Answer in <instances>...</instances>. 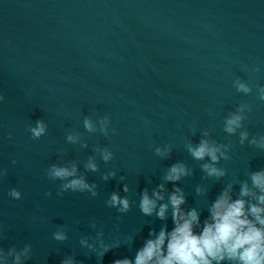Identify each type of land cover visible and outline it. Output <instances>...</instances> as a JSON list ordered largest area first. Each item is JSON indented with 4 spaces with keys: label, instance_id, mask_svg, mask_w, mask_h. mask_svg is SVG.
<instances>
[{
    "label": "water",
    "instance_id": "95a60500",
    "mask_svg": "<svg viewBox=\"0 0 264 264\" xmlns=\"http://www.w3.org/2000/svg\"><path fill=\"white\" fill-rule=\"evenodd\" d=\"M237 78L252 87L251 95L237 93ZM259 87H264V0H0V169L7 170L0 177V247L31 244L26 264H60L65 256L97 264L79 244L95 236L89 226L94 218L106 240L117 224L122 234L135 236L131 247L108 252L101 264L132 257L160 222L143 217L135 203L118 221L105 201L112 192L124 196L127 183L129 198L138 203L140 192L158 185L164 170L178 161L194 170L179 186L186 206L198 207L203 220L225 183L264 169V152L247 143L241 147L238 135L223 131L225 117L249 104L245 130L250 138L264 134ZM105 116L108 137L84 129L85 117ZM40 119L47 135L33 140L28 128ZM205 129L218 143L233 145L232 159L219 165L228 171L220 181L202 180L200 164L184 147L189 140L197 143ZM71 133L88 147L68 144ZM164 145L172 147L168 159L154 153ZM97 146L111 150L109 164L94 152ZM90 155H97L100 172L87 173V180L98 185L99 195H58L60 182L49 180L47 169L75 161L83 172ZM108 171L117 177L105 182L101 175ZM120 176L126 180L120 182ZM197 184L209 187L206 199L195 197ZM13 188L22 199L10 198ZM61 228L67 230L65 243L53 240Z\"/></svg>",
    "mask_w": 264,
    "mask_h": 264
},
{
    "label": "clouds",
    "instance_id": "9594fccd",
    "mask_svg": "<svg viewBox=\"0 0 264 264\" xmlns=\"http://www.w3.org/2000/svg\"><path fill=\"white\" fill-rule=\"evenodd\" d=\"M259 72V68L253 69ZM233 87L237 93L252 94V87L237 78L233 81ZM257 99L264 102V87L257 88ZM4 96L0 94V102ZM252 111V105L241 104L230 112L223 121V131L228 136H237L241 147H253L264 152V134L251 136L245 130L247 113ZM209 115H212L210 112ZM110 120L107 116L94 121L91 117L83 120L84 129L90 133H101L109 136ZM28 131L33 140H39L47 135V124L40 119L35 126H30ZM197 129L193 128L195 134ZM115 134V130H112ZM11 139V137H9ZM66 142L71 145H80L87 148V143L82 142L78 133L66 136ZM192 160L200 164L202 180L220 181L228 175L225 167L219 166L221 161L232 159L231 143H218L211 129L200 132L197 143L191 140L184 145ZM94 152L104 164L113 160V153L107 147L97 146ZM154 153L161 159H168L172 154L171 145L156 147ZM63 161V156H61ZM16 164V161H12ZM97 155H90L84 163V171L81 172L75 161H67L62 164H53L47 169V177L51 181H59L58 195L66 192L89 194L91 198L99 195L96 183H89L87 173H99ZM194 170L185 162L178 161L167 167L161 182L155 187L144 188L139 194L138 203L129 198L131 192L127 183L123 184L121 196L119 192H112L105 201L106 207L115 209L119 214L118 221L127 215L135 203L140 214L145 218H155L160 222L159 228H151L141 247L136 249L134 256L116 259L113 264H264V169L250 171L245 180H233L225 183L215 199L207 204V216L202 220L198 207H187V194L180 187V183L193 176ZM7 176L6 169H0V177ZM117 177L116 171H108L101 175V179L107 182ZM126 180L120 176L119 181ZM172 188L169 190L168 185ZM238 185V188H237ZM209 187L206 184L195 186V197L206 199ZM8 195L13 200L22 199V193L13 188ZM51 196L52 193H46ZM36 217H33L35 220ZM171 221V228L169 227ZM90 228L95 236H85L79 240L82 249L88 254L94 255L97 264H101L103 257L108 252L119 249L122 246L131 247L135 236L122 234L119 225H114L112 238L106 240L104 226L100 221L92 219ZM3 237L0 230V238ZM53 240L65 243L68 240L67 230L61 228L53 233ZM33 256L31 244L23 247L13 245L5 250L0 247V264H26ZM60 264H82L74 256H65Z\"/></svg>",
    "mask_w": 264,
    "mask_h": 264
}]
</instances>
